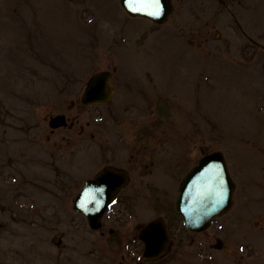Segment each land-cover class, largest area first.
Returning <instances> with one entry per match:
<instances>
[{"label": "rangeland", "instance_id": "rangeland-1", "mask_svg": "<svg viewBox=\"0 0 264 264\" xmlns=\"http://www.w3.org/2000/svg\"><path fill=\"white\" fill-rule=\"evenodd\" d=\"M222 1L156 24L120 0H0V264H264V0ZM105 69L111 101L82 104ZM59 113L78 120L51 131ZM202 145L237 183L223 251L196 245L217 222L187 232L173 207ZM105 165L130 179L94 230L73 199ZM156 217L185 239L150 260L135 240Z\"/></svg>", "mask_w": 264, "mask_h": 264}, {"label": "water", "instance_id": "water-1", "mask_svg": "<svg viewBox=\"0 0 264 264\" xmlns=\"http://www.w3.org/2000/svg\"><path fill=\"white\" fill-rule=\"evenodd\" d=\"M126 12L131 16H145L161 23L171 11L170 0H121ZM159 10V15L154 13ZM111 73L107 70L93 74L81 93V101L108 102L112 87L109 85ZM63 115L49 117L52 128L65 125ZM128 181L125 171L115 167H104L94 178L83 185L81 193L74 201L75 208L88 219L89 226L96 228L99 219L113 198V194ZM234 183L229 176L225 160L220 152L204 156L184 177L175 204L176 211L191 230L206 228L211 219L229 208L233 201ZM140 238L145 243L144 255L155 257L162 254L168 244L165 226L160 220L151 221L142 229Z\"/></svg>", "mask_w": 264, "mask_h": 264}, {"label": "flooded vegetation", "instance_id": "flooded-vegetation-1", "mask_svg": "<svg viewBox=\"0 0 264 264\" xmlns=\"http://www.w3.org/2000/svg\"><path fill=\"white\" fill-rule=\"evenodd\" d=\"M234 3L236 4L237 3V0ZM236 5H238V4H236ZM236 5L232 6V8L235 9V6ZM238 28L241 29V26L239 24H238ZM72 104H73V102L71 103V105ZM63 114H64V116L66 118L67 123H69L70 127L72 128L74 126L75 122L78 119L77 118H74V119L71 120L70 118H68L66 116L65 113H63ZM86 124H89V123L87 122ZM63 128H65V127H63ZM80 132H83V127H81ZM200 152H201V154H200L201 156L204 155L205 153H207V151H206V149L204 148L203 145L200 147ZM149 164L150 165L153 164V159L150 160ZM226 214L227 213L223 214L220 217H223ZM224 222H225V220H224ZM224 222H221V223L220 222H217L216 223V227L217 228H216L215 232H213V235H212L214 241L208 242V241H204V240H199L196 245L197 246H200L202 248L208 247L210 249L217 250V251H223L224 250V246L225 245L228 246V243L232 245L233 242L231 241V238L228 235L229 232L231 231L230 230V227H228V223H226V222L224 223ZM165 223H166V226H167V230H168V232L170 234L171 243H170L169 248H170V251H171V249L175 248V246H177L180 243H183L185 238H184L183 234L181 235V231H180L179 228L175 227V225H173V224H170L168 221H166ZM254 223H256V225H258L259 224V221H256ZM261 226H263V225H261ZM210 228L211 227H209L208 229H210ZM204 231H206V230H204ZM204 231H202V232H204ZM138 233H139V231H138ZM138 233H137V238H136L135 242L138 243V244H140V245H142L141 241L138 239ZM189 243L191 244L193 242H189ZM178 246H177V248H178Z\"/></svg>", "mask_w": 264, "mask_h": 264}, {"label": "snow or ice", "instance_id": "snow-or-ice-1", "mask_svg": "<svg viewBox=\"0 0 264 264\" xmlns=\"http://www.w3.org/2000/svg\"><path fill=\"white\" fill-rule=\"evenodd\" d=\"M156 3L158 4L159 3V0H156ZM154 14L155 15H159V10H157Z\"/></svg>", "mask_w": 264, "mask_h": 264}]
</instances>
